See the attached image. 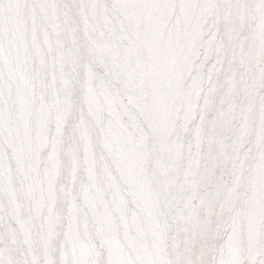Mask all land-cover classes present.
Listing matches in <instances>:
<instances>
[{
    "label": "snow or ice",
    "instance_id": "obj_1",
    "mask_svg": "<svg viewBox=\"0 0 264 264\" xmlns=\"http://www.w3.org/2000/svg\"><path fill=\"white\" fill-rule=\"evenodd\" d=\"M0 264H264V0H0Z\"/></svg>",
    "mask_w": 264,
    "mask_h": 264
}]
</instances>
